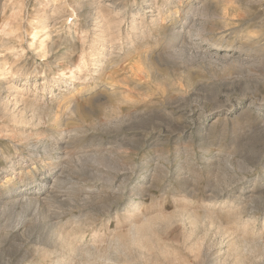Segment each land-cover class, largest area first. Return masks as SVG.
<instances>
[{"label": "rangeland", "instance_id": "374dc122", "mask_svg": "<svg viewBox=\"0 0 264 264\" xmlns=\"http://www.w3.org/2000/svg\"><path fill=\"white\" fill-rule=\"evenodd\" d=\"M203 1L0 0V264H264V0Z\"/></svg>", "mask_w": 264, "mask_h": 264}, {"label": "bare ground", "instance_id": "6f19581e", "mask_svg": "<svg viewBox=\"0 0 264 264\" xmlns=\"http://www.w3.org/2000/svg\"><path fill=\"white\" fill-rule=\"evenodd\" d=\"M206 2H207V0L203 1V3L201 2V3H200V6H197V5H196L197 7L194 6L193 3H191V5H189V7H188V10H189V11H195V10H196V12L199 13V15H200V14H201V16H202V15H205V12H206V11H204V10H205L204 7H205ZM197 15H198V14H197ZM168 30H169V29H168ZM170 31H171V30H170ZM170 33H171V32H170ZM172 34H175V33H172ZM187 41H188V40H187ZM191 42H192V41H191ZM113 74H114V73H113ZM113 74H112V75H113ZM108 78H109V77H108ZM111 78H112V77H111ZM113 79H114V78H113ZM110 80H111V79H110ZM112 82H113V80H112ZM107 86H108V84H107ZM109 87H111V86H109ZM109 87H106V88L103 89V93L105 92L106 95L108 94V96L111 95L112 90H113V88L110 89ZM55 236H56V235H55Z\"/></svg>", "mask_w": 264, "mask_h": 264}]
</instances>
